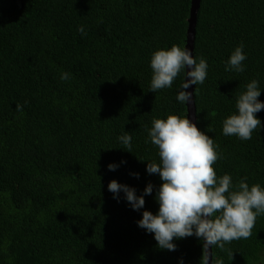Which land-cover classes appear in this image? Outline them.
Returning a JSON list of instances; mask_svg holds the SVG:
<instances>
[{
	"label": "trees",
	"instance_id": "trees-1",
	"mask_svg": "<svg viewBox=\"0 0 264 264\" xmlns=\"http://www.w3.org/2000/svg\"><path fill=\"white\" fill-rule=\"evenodd\" d=\"M189 8L190 0H0V264H200L202 239L176 240L184 250L170 256L136 223L158 211L161 184L143 168L159 161L146 128L186 116L175 99L182 78L150 92L149 61L158 49L184 47ZM241 43L246 70L226 72ZM193 56L209 65L193 95L196 126L222 155L217 176L264 186V127L247 141L222 134L248 82L259 81L264 102V0H200ZM63 72L71 78L62 81ZM256 116L264 124V110ZM124 131L131 153L117 140ZM112 180L137 196L151 183L153 193L134 211L123 193L113 199ZM211 258L264 264V215L251 237L213 246Z\"/></svg>",
	"mask_w": 264,
	"mask_h": 264
},
{
	"label": "clouds",
	"instance_id": "clouds-1",
	"mask_svg": "<svg viewBox=\"0 0 264 264\" xmlns=\"http://www.w3.org/2000/svg\"><path fill=\"white\" fill-rule=\"evenodd\" d=\"M77 32L82 37L87 35L82 25L77 28ZM246 59L241 43L224 61V70L243 73ZM149 66L152 71L149 91L152 93L170 89L178 76L182 78L175 99L184 106L192 102L193 97V93L186 90L193 85H203L209 69L205 58L201 57L197 61L191 50L178 45L154 51ZM70 78L68 72L60 76L62 81ZM261 90L256 79L245 85V90L236 99V111L222 121L224 136H235L247 141L252 139L253 132L264 127L256 116L264 110V102L258 99ZM25 104H16L15 110L22 112ZM146 131V143L156 147L159 161L145 162L143 168L146 166L149 175H158L161 184L154 196L158 211L156 214L143 211L142 218L136 223L146 233L153 235L156 246L170 251L169 255L173 256L179 248L184 250L182 243L176 240L194 236L202 239L200 264H213L210 255L213 246L224 249L227 243L251 237L257 217L264 215V186L259 183L249 185L246 177L234 184L230 174L217 176L213 165L222 159L217 151L218 145L186 116L154 118ZM117 140L131 153L132 136L129 132L124 131ZM107 167L109 171H115L119 165L110 163ZM130 175L138 178L139 174ZM107 188L117 201L120 193H123V199L134 211L142 209L144 197L153 193L151 183L139 196L135 188L116 180L110 181ZM179 264H183L182 258ZM214 264H223V261L217 259Z\"/></svg>",
	"mask_w": 264,
	"mask_h": 264
},
{
	"label": "water",
	"instance_id": "water-1",
	"mask_svg": "<svg viewBox=\"0 0 264 264\" xmlns=\"http://www.w3.org/2000/svg\"><path fill=\"white\" fill-rule=\"evenodd\" d=\"M200 0H190V9H189V18L187 19V29H186V39L184 47L188 48L192 51L193 54V46H194V33H195V26H196V19H197V12L199 8ZM187 71V69H186ZM186 91L193 93L194 85L191 86ZM195 104H194V95L192 97V102L186 104V117L193 123L196 124L195 121ZM211 255V249H210Z\"/></svg>",
	"mask_w": 264,
	"mask_h": 264
}]
</instances>
